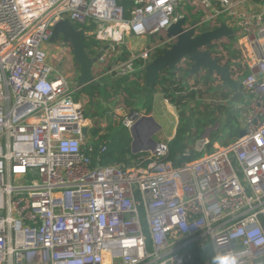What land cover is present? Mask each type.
<instances>
[{
	"label": "built area",
	"instance_id": "obj_1",
	"mask_svg": "<svg viewBox=\"0 0 264 264\" xmlns=\"http://www.w3.org/2000/svg\"><path fill=\"white\" fill-rule=\"evenodd\" d=\"M119 1L0 0V264H264V0ZM183 16L184 27L197 19L194 34L224 21L243 42L237 62L228 61V38L210 55L229 63L248 95L230 105L244 134L213 151L204 136L176 164L167 142L127 164H102L108 122L95 124L73 100L51 61L72 47L49 42L53 26L67 19L84 28L91 55L101 52L96 78L132 77L137 61L173 42L165 30ZM161 32L127 51L130 36ZM190 62L182 58L178 74ZM111 118L128 130L135 122L132 111ZM192 149L207 152L185 159ZM193 244L211 257L195 260Z\"/></svg>",
	"mask_w": 264,
	"mask_h": 264
},
{
	"label": "rangeland",
	"instance_id": "obj_2",
	"mask_svg": "<svg viewBox=\"0 0 264 264\" xmlns=\"http://www.w3.org/2000/svg\"><path fill=\"white\" fill-rule=\"evenodd\" d=\"M75 26L78 27L79 25L75 23ZM163 35L164 32L146 36L145 43H154L158 37H162ZM137 39H139V42H141L140 38H136V40ZM240 44H243V42L237 41L235 44L234 41H232L231 44H223L226 46L228 51V61L230 58L237 62L241 52H245V47L241 46ZM116 58L122 59L120 56H113L111 59H109L108 64L103 67L107 68V66L114 64ZM51 61L62 74L67 76L68 84L72 91L73 100L79 101L81 103L86 116L90 118L95 124L105 122L103 121L102 117L106 118L104 120L108 122V125H110L111 122H113L112 124H118L117 118H111L112 121L110 119L114 109H118L120 114L129 111H143L141 107L143 97L139 95L136 98H132L123 93V91H116L114 89V85L116 84L117 80L123 75H118L114 72L104 74L99 78L101 83L100 86L93 88L91 85H86L81 89H77L76 82L79 73L78 65L75 63L73 55L70 60L66 61L65 57L61 56L59 51H56L54 54H52ZM101 67L102 65L97 64L93 73H101ZM137 72H141L140 67L138 66H136L132 77L128 76L129 81H136ZM199 82H201V87L199 88L197 86V88H199L198 91H196L199 94L197 97L195 96L193 98H187L188 101L184 103V105L177 106L173 103L171 104L174 105L175 109L177 110L178 122L180 121L181 127L186 128L191 126V130L194 132V136L191 140L192 143H190L191 147H193L197 140L207 136L211 142L210 150L213 151L215 143L218 144V146H223L227 144L230 139H232L231 137L233 134L235 136L239 135V130H241V117L238 112H234V110H232L233 107H230V105L235 106L236 102H231L228 100L229 91L226 87L221 86L216 82L215 78L208 74L206 76L205 74H202L201 76L198 75L195 79H193L192 83L197 85ZM186 85L188 84L186 83ZM192 85L193 84H191V86ZM91 92H93V95H90ZM105 92H108L110 95L105 97ZM240 102L245 103L244 99H242ZM231 116L232 119L229 125L227 119ZM156 118L160 120L162 122L161 124L163 125V129L158 131V134L156 133L153 135V139L157 140L159 139V134H164L165 136V134L168 133L170 128L169 121H172V118L171 115L166 112L163 118L157 113ZM162 141L165 140L163 139ZM192 152L195 155H193L191 159H194L202 156V154L207 152V150H204L200 153H195V151L192 149ZM208 252H210V250H208Z\"/></svg>",
	"mask_w": 264,
	"mask_h": 264
},
{
	"label": "water",
	"instance_id": "obj_3",
	"mask_svg": "<svg viewBox=\"0 0 264 264\" xmlns=\"http://www.w3.org/2000/svg\"><path fill=\"white\" fill-rule=\"evenodd\" d=\"M185 21L184 16L180 17L166 28L165 37L172 39L173 42L168 47H161L160 54L145 61L142 65L144 82L141 87V96L145 98L151 93L162 70H174L178 62L186 57L191 61L189 68L190 75H195L201 69H204L210 76L216 73L220 76L222 84L231 93L229 101L237 103L242 99H247L248 95L242 93L238 80L232 78L229 63L221 64L217 58L210 55V46L214 41L222 38L234 40L233 29L227 26L224 21H221L219 26L214 29H209L205 25L201 28L199 34H194L197 19L193 18L188 27H184ZM59 37L72 47V55L75 63L78 65L79 73L76 82L77 88L81 89L86 85L100 86L99 78H96L93 74V67L98 62L101 52H97L94 55L89 53L84 28H77L67 19L61 20L53 26L49 42L52 43ZM106 48L107 46L105 45L104 49ZM132 116L135 122L129 129L131 152L137 154L152 150L156 145L153 135L160 126L151 115H139L137 111H132ZM86 131L85 127L82 128V133L86 134ZM243 134L244 130H239V135ZM179 159L180 156L177 155L174 164Z\"/></svg>",
	"mask_w": 264,
	"mask_h": 264
},
{
	"label": "trees",
	"instance_id": "obj_4",
	"mask_svg": "<svg viewBox=\"0 0 264 264\" xmlns=\"http://www.w3.org/2000/svg\"><path fill=\"white\" fill-rule=\"evenodd\" d=\"M119 2L125 8L129 6V2L127 0H120ZM125 16H127V13H125ZM86 45L89 51V43L87 42ZM90 54H92V52H90ZM158 54H160V49L156 51L154 56ZM121 58L123 59L124 55H122ZM142 65V61L136 62V66L140 67V71L143 73V70L141 68ZM189 76H191L189 74V70L185 71L183 74H178L177 68L172 71H169L167 69L162 70L158 80L156 81L155 88L152 89L151 93L147 97L142 98L143 102L141 107L145 110L146 113H149L151 111L153 93L156 89V86L160 87L164 98L167 99L170 103H173L177 106L184 105V103L188 101L187 98L195 97L196 92L193 89H188L186 85L185 80ZM95 87L96 86H93V88ZM114 87L116 91L121 90L129 97L136 98L139 95L141 96V85L138 84L136 81H129L128 76L120 77ZM104 94L105 97H108L110 95L108 92H105ZM90 95H93V92H91ZM231 119L232 116L228 117L227 119L229 125ZM193 136L194 132L191 130V126L186 128L181 127L179 121L175 136L167 143L168 159L175 161L177 155L181 156V154L186 148H191L190 143H192L191 140ZM104 137L108 139V142L107 150L101 155L100 158L102 164H127L131 158L135 157V154L131 152V136L127 128L123 127L120 124L109 125ZM234 137L235 135L233 134L231 138L233 139ZM232 139H230V141ZM193 155L195 154L192 153L191 156L188 157V159L190 158L189 160H193L191 159ZM192 248L195 260L203 259L205 257H211L209 255H204L196 244H193ZM207 249L209 250V246L207 247Z\"/></svg>",
	"mask_w": 264,
	"mask_h": 264
},
{
	"label": "crops",
	"instance_id": "obj_5",
	"mask_svg": "<svg viewBox=\"0 0 264 264\" xmlns=\"http://www.w3.org/2000/svg\"><path fill=\"white\" fill-rule=\"evenodd\" d=\"M136 38H140L141 42H139V39L136 40ZM160 38L161 37H158V39H156V41L154 43L159 41ZM145 41H146V36H144V37L130 36L127 39V51L128 50L140 51L143 48H145L146 46L153 44V43L147 44V43H145ZM61 56H64L66 61L70 60L72 58V54L69 55V53L61 54ZM197 76L198 75H191L188 78H186L187 81L185 80V82L188 84L187 85L188 89H190V90L193 89L195 91H198V89L201 87V82L197 83V85H194V83H192L193 79H195ZM136 81L142 87L143 82H144V77H143L142 72L136 73ZM191 84H193L192 85L193 87L191 86ZM197 86L199 88H197ZM197 95H199L198 92H195L196 97H197ZM222 104H224V103H222ZM142 110L143 111H137V112L141 113L142 115L147 114V115L153 116L155 122L160 126L159 129L155 132V134L156 133L158 134V131L163 129V125L161 124L162 122L156 118V114L158 113L160 115V117H162V118L165 116V112L171 115L172 121H169L170 122V128H169L168 133H166L165 136H164V134H159V139H157V140L154 139L156 142H167L168 143V141H170L176 134L177 127H178V115H177V110L175 109L174 105H172L167 99L164 98L163 93L161 92V89L159 86H156V89L153 93V102H152L151 111L149 113H146L143 108H142ZM112 123L113 122H111L110 125H113ZM106 131H107V129H106ZM163 139L165 141H162Z\"/></svg>",
	"mask_w": 264,
	"mask_h": 264
}]
</instances>
